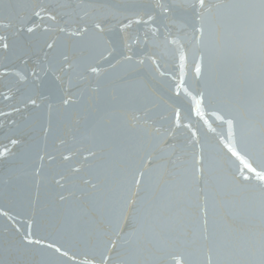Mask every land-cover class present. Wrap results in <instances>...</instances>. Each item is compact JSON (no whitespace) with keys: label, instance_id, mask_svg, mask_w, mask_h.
Masks as SVG:
<instances>
[{"label":"water","instance_id":"water-1","mask_svg":"<svg viewBox=\"0 0 264 264\" xmlns=\"http://www.w3.org/2000/svg\"><path fill=\"white\" fill-rule=\"evenodd\" d=\"M262 5L0 0V264H264Z\"/></svg>","mask_w":264,"mask_h":264},{"label":"snow or ice","instance_id":"snow-or-ice-1","mask_svg":"<svg viewBox=\"0 0 264 264\" xmlns=\"http://www.w3.org/2000/svg\"><path fill=\"white\" fill-rule=\"evenodd\" d=\"M198 3H199V7H200V8H203V7H204V0H198ZM262 6H264V5H262ZM195 7H196V6L193 5L194 10H195ZM35 15H36V16H39L40 13H39V12H36ZM52 18L54 19V17H52ZM139 22H140V21H137V23H139ZM27 30H28L29 32H32V31H33V29H32L31 27H29ZM201 31H202V29H201ZM0 39H3V37H0ZM49 47H51V45H49ZM7 48H8V45L5 43V44H4V49L7 50ZM129 59H130V57H129ZM181 59H183V57H181ZM92 71L95 72L96 69L93 68ZM196 72H197V73L200 72V68H199V66H197V68H196ZM32 103L35 104V101H32ZM199 103H200V101H197V104H198V105H199ZM197 110L199 111V109H197ZM217 118L219 119L220 117H217ZM228 124H229V127H230V129H231L232 121L229 120V121H228ZM230 135H231V133H230ZM16 143H17L16 140H13V141H12V144L15 145ZM227 147H228V151L231 152L232 156H235V157H237L238 159H241V163L244 164V167L247 168L249 172H254L255 175H256L261 181H264V173L257 172V171H256V170H255L250 164L246 163V162L240 157L239 153L235 150V148H234L233 146H227ZM0 155H4V154H3V153H0ZM198 171H202V170L198 169ZM199 179H200V177L197 176V177H196V180L199 181ZM244 179H245V180H248L249 177L245 176ZM137 183H139V182H137ZM25 242H26V244H28V245H31V244H33V243H35V244H40V243H41L40 240H32V239H30V238H28V237H25ZM47 247H48V248H52L53 245H52V244H48ZM55 251H56V252H60L61 249L57 247V248L55 249ZM210 264H211V262H210Z\"/></svg>","mask_w":264,"mask_h":264}]
</instances>
